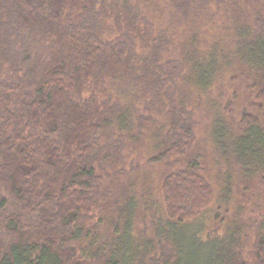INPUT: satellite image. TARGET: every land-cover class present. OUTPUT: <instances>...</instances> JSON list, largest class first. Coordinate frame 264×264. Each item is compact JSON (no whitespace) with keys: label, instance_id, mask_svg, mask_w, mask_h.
I'll use <instances>...</instances> for the list:
<instances>
[{"label":"trees","instance_id":"16d2710c","mask_svg":"<svg viewBox=\"0 0 264 264\" xmlns=\"http://www.w3.org/2000/svg\"><path fill=\"white\" fill-rule=\"evenodd\" d=\"M255 3L263 10L253 0H0V264H264L263 212L224 233L220 208L206 234L214 190L191 158L193 97L213 108L215 84L238 78L249 95L241 134L218 119L212 136L220 160L264 193ZM127 147L165 164L163 220L140 214Z\"/></svg>","mask_w":264,"mask_h":264},{"label":"rangeland","instance_id":"374dc122","mask_svg":"<svg viewBox=\"0 0 264 264\" xmlns=\"http://www.w3.org/2000/svg\"><path fill=\"white\" fill-rule=\"evenodd\" d=\"M253 0V11H262L260 5ZM247 84L242 80L225 76L219 80L211 90V97L217 105L213 108L200 107V98L204 103L208 95H201L196 92L195 111L196 143L191 152V158H199L204 168L207 170L209 181L214 190V199L205 220L207 221V232L214 227L216 215L220 208H227L226 229L239 224H250L257 218L258 213H264V193L261 192L258 179L246 178L239 166H234L227 161L220 160L221 156L216 148V142L212 136V130L216 121L220 119L223 125L227 126L230 135H240L243 129L241 120L244 111L249 103ZM197 105V106H196ZM230 130L233 132L231 133ZM126 148L125 153L130 154L131 163L140 166V171L133 174L132 181L135 182L136 198L140 205L142 218L152 221L154 215H158L159 220H163L161 206L162 199V179L166 171L165 164L148 165L143 155L151 150V144L147 143L138 153H132ZM223 233V235H224ZM204 235L203 237H205Z\"/></svg>","mask_w":264,"mask_h":264}]
</instances>
